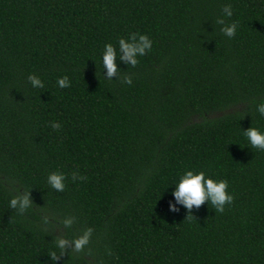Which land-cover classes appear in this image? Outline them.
<instances>
[{"label":"trees","instance_id":"obj_1","mask_svg":"<svg viewBox=\"0 0 264 264\" xmlns=\"http://www.w3.org/2000/svg\"><path fill=\"white\" fill-rule=\"evenodd\" d=\"M226 4L233 38L216 23ZM136 32L153 46L136 67L117 60L132 84L106 79L104 46ZM261 102L264 0H0V264H54V237L86 228L85 250L55 264H264V151L244 135L264 133ZM187 170L226 179L233 204L170 211Z\"/></svg>","mask_w":264,"mask_h":264},{"label":"clouds","instance_id":"obj_2","mask_svg":"<svg viewBox=\"0 0 264 264\" xmlns=\"http://www.w3.org/2000/svg\"><path fill=\"white\" fill-rule=\"evenodd\" d=\"M222 13L223 16L218 17L216 23L222 25L221 31L224 35L233 38L236 35L238 24L235 21L228 23L224 18L232 17V6L230 4L223 5ZM152 46L153 41L149 36L138 32L131 33L128 37L119 38L115 46L112 43H107L104 46L102 55L103 69L106 70L105 78L113 80V77H119L121 83L131 85V75L120 76L117 60L119 59L127 65L136 67L140 62L139 57L147 55L152 50ZM27 79L34 88H44L45 86L44 82L35 74H30ZM57 85L60 88H68L71 86V81L67 75H64L57 78ZM257 111L261 116H264V102L257 105ZM51 127L54 130H60L62 126L58 121H53L51 122ZM244 135L252 148L264 151V133L258 128L252 126L244 130ZM70 175L72 182L77 180L86 181L88 179L87 176L81 175L78 169ZM67 178L64 173L56 171L49 173L47 182L52 189L57 192H63L66 187L64 181ZM228 188L229 183L226 179H213L206 176V173L202 170L198 172L196 170H187L180 175L178 183L175 184V190L172 195L175 197L176 203L170 202V211L177 212L179 209L176 204L183 205L189 213L187 219H192V210L194 208L199 209L206 202H209L216 213L223 214L226 205H232L235 199L234 195L228 192ZM32 206L31 191H18L10 200V208L16 210L19 215H24ZM42 219L45 225L50 223L48 216ZM75 221V217H65L61 223L65 228H72ZM93 231L94 229L92 228H86L72 239H68L63 235L55 236L54 244L59 253L53 250L48 254L54 264L67 254L69 249L75 253L83 252L91 241ZM88 254H92L91 249H89Z\"/></svg>","mask_w":264,"mask_h":264}]
</instances>
